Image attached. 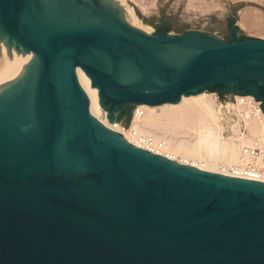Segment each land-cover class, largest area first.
<instances>
[{"label":"water","instance_id":"95a60500","mask_svg":"<svg viewBox=\"0 0 264 264\" xmlns=\"http://www.w3.org/2000/svg\"><path fill=\"white\" fill-rule=\"evenodd\" d=\"M0 31L38 55L0 94V264H264V182L116 138L75 73L110 112L176 102L264 83V39L147 33L122 0H0Z\"/></svg>","mask_w":264,"mask_h":264},{"label":"bare ground","instance_id":"6f19581e","mask_svg":"<svg viewBox=\"0 0 264 264\" xmlns=\"http://www.w3.org/2000/svg\"><path fill=\"white\" fill-rule=\"evenodd\" d=\"M122 3L133 18V26L150 33L153 27L144 24L126 0H122ZM37 59L35 51L0 31V94L16 83L25 69ZM75 73L95 122L116 138L139 147L138 136H153L158 141H165L161 154L178 164L188 163L205 172L248 179L223 171L220 166L237 163L241 144L250 142L253 136L264 134V113L253 116L249 110L240 112L252 136H227L221 106L212 93H183L176 102H140L139 111L130 126L123 129L115 126L110 112L102 105L100 88L93 86L92 77L81 66L75 67ZM238 122L234 125L236 131L240 126Z\"/></svg>","mask_w":264,"mask_h":264},{"label":"rangeland","instance_id":"374dc122","mask_svg":"<svg viewBox=\"0 0 264 264\" xmlns=\"http://www.w3.org/2000/svg\"><path fill=\"white\" fill-rule=\"evenodd\" d=\"M126 3L134 7L144 24L153 27L152 34H179L198 29L229 42L244 38L264 39V0H126ZM125 11L133 26L131 14L126 8ZM201 91L212 93L217 103L232 101L237 94L253 95L238 90L218 92L204 87L195 88L189 94ZM138 105L127 102L109 112L130 126ZM236 118L233 114L229 121Z\"/></svg>","mask_w":264,"mask_h":264},{"label":"built area","instance_id":"2783aa9c","mask_svg":"<svg viewBox=\"0 0 264 264\" xmlns=\"http://www.w3.org/2000/svg\"><path fill=\"white\" fill-rule=\"evenodd\" d=\"M261 103L262 100L257 99L255 95L251 94H237L232 101H222L218 103L222 109L223 121L226 125L224 130L227 136H230L231 134H236V136H238L237 138L249 135L252 136L250 129L247 127V123H245L242 118L243 114L240 115V112L243 113L249 110L253 116H258L261 113H264ZM138 107L139 105L135 108L134 116L139 111ZM233 114H235L237 118L231 122L229 119ZM238 120L240 121L238 122ZM114 122L115 126L123 129L129 127L121 120L115 119ZM236 122L240 125L237 131L234 130ZM137 144L139 147L144 148L149 152L165 157L160 152L165 145L164 140L158 141L153 136L140 135L138 136ZM185 165L197 167L188 163H185ZM220 168L223 171H229V173L233 175L264 182V134L253 136L250 142L241 144L239 160L237 163L233 165H222Z\"/></svg>","mask_w":264,"mask_h":264},{"label":"flooded vegetation","instance_id":"af4514ba","mask_svg":"<svg viewBox=\"0 0 264 264\" xmlns=\"http://www.w3.org/2000/svg\"><path fill=\"white\" fill-rule=\"evenodd\" d=\"M248 39V38H244ZM243 40V39H239ZM258 79H254L252 83L244 84V83H235L233 85L225 84V83H214L210 84L207 89L216 90L218 92H224L228 90H238L240 92H249L258 97L260 100H262L264 105V83H260L259 85H256L258 83Z\"/></svg>","mask_w":264,"mask_h":264}]
</instances>
